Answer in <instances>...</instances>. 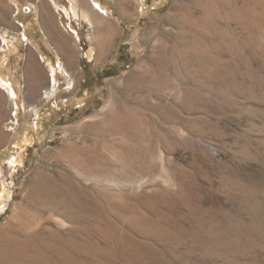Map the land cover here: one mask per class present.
Listing matches in <instances>:
<instances>
[{
	"label": "rangeland",
	"instance_id": "obj_1",
	"mask_svg": "<svg viewBox=\"0 0 264 264\" xmlns=\"http://www.w3.org/2000/svg\"><path fill=\"white\" fill-rule=\"evenodd\" d=\"M56 1L0 0V264H264V0Z\"/></svg>",
	"mask_w": 264,
	"mask_h": 264
},
{
	"label": "bare ground",
	"instance_id": "obj_2",
	"mask_svg": "<svg viewBox=\"0 0 264 264\" xmlns=\"http://www.w3.org/2000/svg\"><path fill=\"white\" fill-rule=\"evenodd\" d=\"M74 1V2H73ZM87 1V0H86ZM193 1V0H192ZM195 1H198V0H195ZM200 1V0H199ZM52 2L55 4V6H61V7H64L61 5V3L57 2L56 0H52ZM72 2L74 3V8L72 7V9L75 11V14L78 16V18H81V19H85V20H88L90 21V25L92 24L95 28L98 29V27H102L103 26H106L109 24V20L111 19L110 17V14H109V11H107L106 9V6L103 5V3L99 0H88V6H86V4L82 1V0H72ZM17 4V3H16ZM99 7V10L98 8L95 9L96 5ZM89 7L91 9H89ZM15 8V7H14ZM17 9L15 8V11ZM212 10V9H211ZM31 25V24H30ZM23 30V29H22ZM98 33V31H97ZM100 34V30H99V33ZM102 34V32H101ZM25 35V34H24ZM26 36V35H25ZM110 36V35H109ZM28 37V36H26ZM96 44L99 45L100 47H104L103 43L101 42L102 41V38L103 40H105V43L104 44H108L109 42V38L108 36H104L101 38V36L99 35H96ZM112 38V37H111ZM26 39V38H25ZM77 40V38H76ZM76 47L80 48L78 46V43L75 44ZM107 46V45H105ZM4 48V47H3ZM103 49V48H102ZM95 47L94 46H91L87 49V52H86V55L88 57V59L92 60L94 57H95ZM105 51H106V48H105ZM104 51V52H105ZM73 60V59H72ZM49 70H48V76L49 78L52 77L49 75L50 71L53 70V77H57V69L56 68V65L52 63V61H49ZM146 65V64H145ZM64 67V76H69L66 72H68L65 68V65L63 66ZM142 67V66H141ZM61 71V70H60ZM139 73V72H138ZM63 74V73H62ZM141 75V74H140ZM143 75V73H142ZM70 77V76H69ZM50 80V85L46 88L45 90V98L47 99V101H51L53 100L55 97H56V94H57V89H56V85L55 83H53L51 79ZM7 83V82H6ZM7 85V84H6ZM76 85V82L74 80L73 77H71L68 81V86L67 88H65L66 91H70L71 89H73ZM8 93L10 95V98H11V112H15V108H16V102H15V97L14 95L12 94L11 92V89L9 90L8 89ZM14 99V100H13ZM18 161V160H17ZM12 162H16V161H10L9 164L11 165ZM11 189H10V184L9 183H6L4 181H0V215L1 213L4 211V209L8 206V203L10 202L11 198H12V193H11ZM14 224V223H13ZM6 228V227H4ZM5 230V229H4ZM2 231H3V228L0 232V239H2ZM6 233V231H5ZM8 233V232H7ZM4 235V234H3ZM6 237V236H5ZM4 237V238H5ZM3 238V239H4ZM5 240V239H4ZM23 240V239H22ZM0 244H1V241H0ZM14 244V243H12ZM9 245V244H8ZM15 245V244H14ZM12 246V245H11ZM9 247V246H8ZM7 249L9 250L10 247ZM15 247V246H14ZM6 250V249H5ZM5 250H0V251H5ZM12 250V249H11ZM1 253V252H0ZM4 253V252H3ZM2 255V254H1ZM0 255V257H1Z\"/></svg>",
	"mask_w": 264,
	"mask_h": 264
},
{
	"label": "crops",
	"instance_id": "obj_3",
	"mask_svg": "<svg viewBox=\"0 0 264 264\" xmlns=\"http://www.w3.org/2000/svg\"><path fill=\"white\" fill-rule=\"evenodd\" d=\"M85 4H86V6H88V0L86 1V0H82ZM140 4V6H141V10L142 11H144V3L147 1V0H137ZM156 1H162V0H156ZM70 2H71V9H72V7L74 8V1L72 2V0H70ZM53 3V2H52ZM54 4V3H53ZM55 5V4H54ZM104 5V4H103ZM105 6V5H104ZM56 7L57 8H59V7H61V6H57L56 5ZM97 7H95V9H96ZM106 10L107 11H109L108 9H109V7L108 6H106ZM89 9H91L90 7H89ZM72 11L75 13V11L72 9ZM109 13H112V10L111 11H109ZM124 14L126 15V10H124ZM81 19V18H80ZM82 20H85V19H82ZM86 21H88V20H86ZM90 21H88V23H89ZM90 24V23H89ZM92 25V24H91ZM93 26V25H92ZM94 27V26H93ZM45 28V27H44ZM59 46H58V48H59V50H60V52H62L61 54L63 55V58H64V61H62L60 64H59V70H61V73H63V75H64V65H66L65 64V62H66V60H65V58H66V56H65V49L59 44V43H57ZM37 49V48H36ZM37 51H39L38 49H37ZM42 55H44L41 51H39ZM36 51L34 50V49H31L30 51H29V55H28V59H27V64H26V70H25V73H26V78H27V83L30 81V79H35V83L37 84V80H39L40 78H45L44 76H43V74H45V69L43 70V71H41L40 70V68H41V65H40V62H39V60H38V58L36 57ZM43 62H45V55H44V61ZM64 63V64H63ZM43 64V63H42ZM40 67V68H39ZM56 68H58V67H56ZM57 71H58V69H57ZM37 75V76H36ZM41 75H42V77H41ZM0 77H4V76H2V75H0ZM28 78H29V81H28ZM55 78V77H54ZM2 80H4V84L3 85H5V87L7 88V95H5L6 96V101H7V103L6 104H8V110H10L11 111V98H10V95H9V93H8V89L10 90L11 89V92H12V94L14 95V97H15V102H16V106L18 105V103H17V101H16V98H17V96H16V93H15V90H14V88H16L17 89V82L15 83L14 81H13V79H12V81H10L11 82V85H9L8 84V80H6L5 78H2ZM56 80H57V78L55 79V85H56V89H57V93L59 92V89H58V87H57V84H56ZM7 82V83H6ZM7 84V85H6ZM50 85V84H49ZM48 85V86H49ZM1 90H2V87H1V85H0V92H1ZM64 90H65V88H64ZM3 91V90H2ZM26 93H27V90H26ZM57 95V94H56ZM29 98V94L27 93V98H26V103H25V108H26V111H27V113H28V116H31V115H33V114H36V113H38V111H39V109H40V106L38 105V104H34V103H32V102H30V100L28 99ZM45 90L44 91H42V94H41V101L43 100L44 102H45ZM14 100V99H13ZM40 100V99H39ZM0 106H1V101H0ZM12 113V112H11ZM1 120H2V117H0V122H1ZM2 127H1V124H0V146H3V145H7L8 143H9V141L12 139V136L13 135H11L10 137H4V136H2ZM19 140H21V138H19ZM2 148V147H1ZM0 148V149H1Z\"/></svg>",
	"mask_w": 264,
	"mask_h": 264
}]
</instances>
